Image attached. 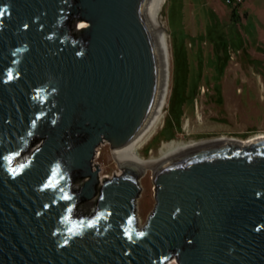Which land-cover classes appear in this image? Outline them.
I'll return each mask as SVG.
<instances>
[{"label": "water", "instance_id": "water-1", "mask_svg": "<svg viewBox=\"0 0 264 264\" xmlns=\"http://www.w3.org/2000/svg\"><path fill=\"white\" fill-rule=\"evenodd\" d=\"M145 4L0 0V264H264V137L124 157L162 84ZM104 142L122 171L101 178Z\"/></svg>", "mask_w": 264, "mask_h": 264}, {"label": "rangeland", "instance_id": "rangeland-1", "mask_svg": "<svg viewBox=\"0 0 264 264\" xmlns=\"http://www.w3.org/2000/svg\"><path fill=\"white\" fill-rule=\"evenodd\" d=\"M161 16L170 49L168 101L138 153L159 158L171 140H243L264 131V0H166ZM94 161L101 178L122 171L109 142ZM140 185L136 213L144 224L156 198L151 168Z\"/></svg>", "mask_w": 264, "mask_h": 264}, {"label": "bare ground", "instance_id": "bare-ground-1", "mask_svg": "<svg viewBox=\"0 0 264 264\" xmlns=\"http://www.w3.org/2000/svg\"><path fill=\"white\" fill-rule=\"evenodd\" d=\"M166 0H146L145 4V15L148 23L151 28L155 31L159 49L161 52V60H162V84L159 91L158 100L154 107V110L148 119L145 126L142 130L132 139L129 145L124 150V157L128 160L138 162V163H153L162 159L169 157L172 154H175L184 149L206 144L210 142L217 141L218 139H226L228 137H220L214 140L207 141H194V142H178L176 140H171L168 142H164L162 149V156L159 158H144L138 153L139 148L145 143V141L154 133L158 124L163 118L166 103L168 101V93H169V79H170V49L167 38V32L165 30V24L162 20L161 11L165 4ZM85 21L80 22L79 27L84 25ZM200 116V115H199ZM201 117V116H200ZM162 122V121H161ZM264 137V133H260L249 137L247 139H239L243 142ZM236 139V138H233ZM148 168H145L143 171L145 172ZM141 224V223H140ZM173 263V262H172Z\"/></svg>", "mask_w": 264, "mask_h": 264}, {"label": "built area", "instance_id": "built-area-1", "mask_svg": "<svg viewBox=\"0 0 264 264\" xmlns=\"http://www.w3.org/2000/svg\"><path fill=\"white\" fill-rule=\"evenodd\" d=\"M226 2L230 3V4H239L240 2H242L243 0H225Z\"/></svg>", "mask_w": 264, "mask_h": 264}, {"label": "crops", "instance_id": "crops-1", "mask_svg": "<svg viewBox=\"0 0 264 264\" xmlns=\"http://www.w3.org/2000/svg\"><path fill=\"white\" fill-rule=\"evenodd\" d=\"M260 133H264V131L257 132V133L254 134V135H257V134H260ZM254 135H252V136H254ZM252 136H250V137H252Z\"/></svg>", "mask_w": 264, "mask_h": 264}, {"label": "snow or ice", "instance_id": "snow-or-ice-1", "mask_svg": "<svg viewBox=\"0 0 264 264\" xmlns=\"http://www.w3.org/2000/svg\"><path fill=\"white\" fill-rule=\"evenodd\" d=\"M140 235H143V233H141Z\"/></svg>", "mask_w": 264, "mask_h": 264}]
</instances>
